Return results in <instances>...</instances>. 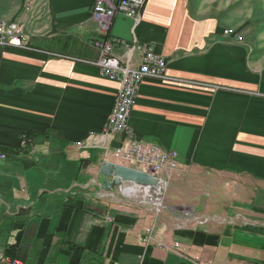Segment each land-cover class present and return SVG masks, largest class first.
Masks as SVG:
<instances>
[{
    "label": "crops",
    "instance_id": "obj_1",
    "mask_svg": "<svg viewBox=\"0 0 264 264\" xmlns=\"http://www.w3.org/2000/svg\"><path fill=\"white\" fill-rule=\"evenodd\" d=\"M92 3L0 0V18L23 22L30 44L0 46V264H264V49L222 34L236 26L237 7L147 0L135 29L165 55L168 79L143 81L130 126L177 151L203 214L234 215L182 224L99 198L92 182L101 180L102 151L74 145L102 130L118 85L84 61L96 57ZM111 34L113 53L127 58L131 20L118 14ZM139 62L134 52L130 66ZM25 133L31 142L17 148ZM152 223L155 238L177 242L182 255L142 241Z\"/></svg>",
    "mask_w": 264,
    "mask_h": 264
},
{
    "label": "built area",
    "instance_id": "obj_2",
    "mask_svg": "<svg viewBox=\"0 0 264 264\" xmlns=\"http://www.w3.org/2000/svg\"><path fill=\"white\" fill-rule=\"evenodd\" d=\"M147 0H94L91 6V16L97 23L94 26L92 45L98 50L95 65L99 73L118 82V91L111 110L106 117L103 129L99 134H90L102 148L108 147L112 152L109 156L122 160L128 165H136L161 175H170L178 166L177 152L163 150L160 146L138 139L136 133L129 124V116L134 103L137 89L145 78H165V60L160 51L150 43H137L134 39L130 44V50H137L141 54L140 65L131 67L120 61L111 53L115 38L109 35V21L106 16L115 17L120 13L133 20V27L140 21L141 11ZM92 19V20H93ZM96 20H101L100 22ZM23 27L19 23L0 22V44L26 47L27 38ZM88 138V137H87ZM86 138V139H87ZM117 142V146L110 148L111 142ZM23 138L21 143L26 144ZM138 187V186H137ZM152 229H146L143 240H154ZM156 241V240H155ZM157 245L165 246L156 241Z\"/></svg>",
    "mask_w": 264,
    "mask_h": 264
},
{
    "label": "rangeland",
    "instance_id": "obj_3",
    "mask_svg": "<svg viewBox=\"0 0 264 264\" xmlns=\"http://www.w3.org/2000/svg\"><path fill=\"white\" fill-rule=\"evenodd\" d=\"M232 2L235 3V4L232 3L231 6H230V9L231 8L233 9V8L237 7V13H238V16L236 17V23L237 24H236V26L230 27V28L224 27L222 29V34L225 35V36H235L237 42H241L243 40V37H247L248 40H252V44L251 45H252V47L255 50L256 49L258 50V48L259 49H261V48L264 49V0H232ZM31 9H32V7L28 6L27 10L31 11ZM118 14H120V13H118ZM118 14H116L115 17ZM120 15H122L125 18L130 19L129 17H126L123 14H120ZM141 15H142V11H141ZM115 17L109 18V16L107 15L106 16L107 20H106L105 24H107L108 21H109V24H110L109 25V35L112 36L113 38H115L117 40L115 43H117L119 40L114 35L111 34V28H112V25H113ZM92 19L93 18L91 16V7H90L89 20L91 21V23L93 25L92 31H91V35L94 34V26H95V24H97L94 21V19L93 20ZM240 19L242 20V22H241ZM130 20H131L132 39H131L130 42H123L122 41L124 43V45H125L128 57L122 59L121 57L116 56L113 53V47L111 49V53H112V55L114 57L118 58L122 62L127 63L129 66H130L129 60L132 57L134 52L139 53V56H141L139 51L130 50V47H129L130 44L133 42L134 39L136 40L137 43H145L144 41H139L137 39L136 35H135V29H136V27L138 26V24L141 21V16H140V21L138 22V24L135 27H133V20L132 19H130ZM239 20H240L241 23L245 22L246 25L247 24L248 25L247 26H240ZM2 21L3 22L19 23L20 25H22L23 29L25 27L23 22H17V21H12V20H7V19H1L0 18V22H2ZM96 21L100 22L101 20L100 21L96 20ZM23 32H24L25 37L27 38V34H26L25 30H23ZM92 39H93V36L91 38V44H92ZM26 40L28 41V44L26 45L27 48L21 47V46H14V45L8 44L7 42L5 44H0V46H13V47H18V48L28 49V48H30V44H29L28 38ZM147 43H149V42H147ZM95 50H96V57L93 60H84L85 62H88L90 64L95 65V62L97 61V56H98V50L96 48H95ZM160 53L163 55L164 60H165V78L164 79L145 78L144 80L153 79V80H158V81H165V80L168 79V77L166 75L167 61H166L165 55L162 52H160ZM140 60H141V57H140ZM139 65H140V62L135 67H138ZM95 66L97 67L98 72H99L98 66L97 65H95ZM99 75H100V73H99ZM101 77H103V76H101ZM103 78H106V79H109V80H113V79H110V78H107V77H103ZM114 81H116V80H114ZM143 81L141 82V84L143 83ZM117 84H118V82H117ZM140 85H139V87H140ZM118 87H119V85H117L116 94H117V91H118ZM139 87L137 89V93H138ZM137 93H136V96H137ZM116 94H115V96H116ZM115 96H114V100H115ZM135 99H136V97H135ZM114 100H113V103H114ZM134 104H135V100H134V103L132 105L131 112L133 110ZM130 115H131V113H130ZM129 118H130V116H129ZM92 133L95 134V135L99 134V132H90L88 134V136H87L88 137L87 139H85L83 141H78L74 145L79 147V148H81V147H84L86 144L88 145V143L91 142L93 146L98 147V148L101 149V151H102L101 152L102 162L103 161H108V162H112V163H118V164H121V165H124V166H127V167H131V168L140 170L142 172L151 174L153 177H156L158 179V183L155 186H150V187L138 186L137 187V185H135V184H133L131 182H122L120 185H118L114 189H110V190L106 191V190H103L101 188V182L104 179V177L101 174H99V170H98V177L101 180H98V179L95 178L92 183L94 185H96V188L98 187L97 188L98 189V194L97 195H98L99 198H106L108 201L116 202L118 204H127V205H130V206H144V207H148L151 210H153V212H155L156 214H161V213H164V212H166V213L168 212L171 215H173L174 218L177 219V221L182 222V224L192 223V222L196 223V224H198V223H207V222H212L213 220H219V221H223L224 220V221H229V222L233 221V220H230V219L234 218V215L229 216L230 215L229 214V215L224 216V217H218V216H214V215H206V214H203L201 209L199 208L201 205L197 206V205L192 204L193 202H196L195 200H193V199L196 198V196L193 195V194H195V192H193V187L195 188V182L194 181L190 182V180L188 181V179H186L187 176L186 175H182L183 173L184 174H187V173L179 171V169H181V164L179 163V161H177L178 162V166L176 167V170H174L169 176L168 175H161V173H155L152 170H148L146 168H142V167H139V166H136V165H128V163H126V162H124L122 160H119V159L117 160V159L109 156L111 154L112 150L108 149V147L102 148L101 146L96 144L97 142L95 140H93L92 137H90V134H92ZM136 136H137V134H136ZM23 138L27 139L26 144H22L21 143ZM137 138L141 139L142 141L149 142L146 139L141 138L139 136H137ZM31 140H32V137L28 133L23 134L21 136L20 140H19V145H18L17 148H23V149L26 148L27 145L31 142ZM150 143H153V142H150ZM153 144H156V143H153ZM117 145H118L117 142L113 143V141H112L111 145H109V146H110V148H114ZM156 145H158V144H156ZM163 150H166V149H163ZM5 157H6V155L4 153H0V159H5ZM177 160H178V153H177ZM99 168H100V166H99ZM175 175H176V178L177 177L181 178V180H182L181 183H183L184 180L187 181L186 184L183 185L184 188H185V191L183 189H182V192L178 191V190H180L179 189L180 188V182L178 181L179 185L176 186L174 184V182L177 181V180L172 181V179L174 178ZM192 185H193V187H191ZM188 189H190L191 191L188 190ZM209 193H210V190L204 189L202 191V195L204 196V198H206L209 195ZM175 198L177 199V202L182 200L184 202H187L188 204H185L183 202L180 203V204H176V205L168 204V201H170L172 199L175 200ZM149 228L152 229L151 232L153 233V237H154V240H152V241L156 244L157 247L165 249V250H169V251L179 252V254H181V255L183 254L181 251H178V246L179 245H178L177 242H175V243H173L172 245L169 246L167 244H164L161 240L155 238V235H154L155 223H152L150 226L145 228L144 231L146 229H149ZM143 234H144V232H143ZM141 239L146 245H149V244L153 243L152 241L145 242L143 240V235H142ZM155 240L162 242L163 245H165V246L157 245ZM193 262L195 264H202L201 262H198L196 259H193ZM7 264H19V262L15 261V260H12V261L8 262Z\"/></svg>",
    "mask_w": 264,
    "mask_h": 264
},
{
    "label": "water",
    "instance_id": "obj_4",
    "mask_svg": "<svg viewBox=\"0 0 264 264\" xmlns=\"http://www.w3.org/2000/svg\"><path fill=\"white\" fill-rule=\"evenodd\" d=\"M99 174L104 177L101 188L106 191L114 189L122 182H131L143 187L155 186L158 183V179L151 174L108 161H103L100 164Z\"/></svg>",
    "mask_w": 264,
    "mask_h": 264
},
{
    "label": "bare ground",
    "instance_id": "obj_5",
    "mask_svg": "<svg viewBox=\"0 0 264 264\" xmlns=\"http://www.w3.org/2000/svg\"><path fill=\"white\" fill-rule=\"evenodd\" d=\"M132 191V190H131ZM128 197V196H127ZM152 204V203H151ZM154 206V205H153ZM157 209V208H156ZM166 211V210H165Z\"/></svg>",
    "mask_w": 264,
    "mask_h": 264
},
{
    "label": "trees",
    "instance_id": "obj_6",
    "mask_svg": "<svg viewBox=\"0 0 264 264\" xmlns=\"http://www.w3.org/2000/svg\"><path fill=\"white\" fill-rule=\"evenodd\" d=\"M30 135V133H28Z\"/></svg>",
    "mask_w": 264,
    "mask_h": 264
}]
</instances>
